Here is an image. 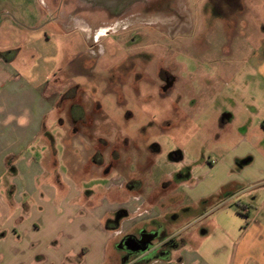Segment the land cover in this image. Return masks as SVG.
<instances>
[{"label":"rangeland","instance_id":"374dc122","mask_svg":"<svg viewBox=\"0 0 264 264\" xmlns=\"http://www.w3.org/2000/svg\"><path fill=\"white\" fill-rule=\"evenodd\" d=\"M57 5L0 0V84L49 78L56 169L107 212V264H147L176 240L172 264H264V0H153L110 19L99 7L82 12L85 33L63 30ZM144 233L153 250H122Z\"/></svg>","mask_w":264,"mask_h":264},{"label":"crops","instance_id":"0c3cea01","mask_svg":"<svg viewBox=\"0 0 264 264\" xmlns=\"http://www.w3.org/2000/svg\"><path fill=\"white\" fill-rule=\"evenodd\" d=\"M48 80L44 76L37 80L14 76L0 84V250L9 241L21 245L13 260L0 254V264H107L110 237L116 230L107 228V212L92 200V194L80 190L71 173L64 176L56 169L60 164L57 141L46 135V117L54 107L40 89ZM36 143L37 152L29 153ZM238 164L247 169L253 160H239ZM231 182L227 178L226 187ZM224 189L213 196L217 202L230 201L234 189ZM209 204L213 205L207 203L206 207ZM160 224L154 220L156 229H164ZM222 237L220 245H230V238ZM169 246L147 264H172L175 251L184 248V240H176L172 249L173 244ZM176 260L181 264L185 259L178 256Z\"/></svg>","mask_w":264,"mask_h":264},{"label":"flooded vegetation","instance_id":"af4514ba","mask_svg":"<svg viewBox=\"0 0 264 264\" xmlns=\"http://www.w3.org/2000/svg\"><path fill=\"white\" fill-rule=\"evenodd\" d=\"M53 2H57L58 4L56 8L57 17L55 19H58L59 26L63 30H66L69 33L84 32L82 26L84 25L88 26V23L86 21H90L88 20L86 14L90 13L92 15L95 11L98 10L97 8L99 7L102 8V11L106 13V15L108 14L109 19L112 16H117L125 12H129L130 10H133L134 8H138V7H141V9L145 11L157 9L155 6L154 8L152 7L153 0H56V1L53 0ZM90 11H92V13ZM82 12H86V14H83ZM150 234L144 233L143 235L142 234L137 236L132 235L127 237L136 238L138 241L143 243V246L144 244L149 245V250L137 252V253H143V252L147 253L150 250L154 249L153 240L157 239ZM164 244L167 245L168 243L164 242ZM122 250H128V249L122 247ZM130 253L134 254L135 252H130Z\"/></svg>","mask_w":264,"mask_h":264},{"label":"water","instance_id":"95a60500","mask_svg":"<svg viewBox=\"0 0 264 264\" xmlns=\"http://www.w3.org/2000/svg\"><path fill=\"white\" fill-rule=\"evenodd\" d=\"M121 247H125L130 252H139V251H147L149 250V245L141 243L134 237H126L121 244Z\"/></svg>","mask_w":264,"mask_h":264},{"label":"trees","instance_id":"16d2710c","mask_svg":"<svg viewBox=\"0 0 264 264\" xmlns=\"http://www.w3.org/2000/svg\"><path fill=\"white\" fill-rule=\"evenodd\" d=\"M3 53L0 54L2 56ZM13 55V54H12ZM9 60V58H7ZM262 127L264 128V122L262 123Z\"/></svg>","mask_w":264,"mask_h":264},{"label":"bare ground","instance_id":"6f19581e","mask_svg":"<svg viewBox=\"0 0 264 264\" xmlns=\"http://www.w3.org/2000/svg\"><path fill=\"white\" fill-rule=\"evenodd\" d=\"M116 10V9H115Z\"/></svg>","mask_w":264,"mask_h":264}]
</instances>
